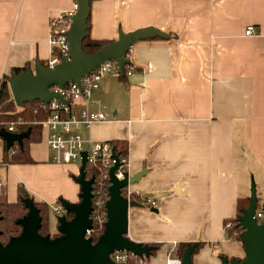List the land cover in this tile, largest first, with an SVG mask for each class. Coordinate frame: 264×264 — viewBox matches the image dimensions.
I'll return each instance as SVG.
<instances>
[{
  "label": "crops",
  "instance_id": "0c3cea01",
  "mask_svg": "<svg viewBox=\"0 0 264 264\" xmlns=\"http://www.w3.org/2000/svg\"><path fill=\"white\" fill-rule=\"evenodd\" d=\"M73 7V0H0V81L14 67L34 70L48 60L50 18ZM90 20L96 39L115 40L119 27L170 35L132 46L131 74L104 77L92 95L90 110L106 120L82 130L94 141L125 142L130 173L147 171L133 189L161 193L155 206L129 208L128 237L159 244L148 264H164L174 242L202 243L193 264L243 258L224 221L252 184L264 202V0H93ZM3 145L7 201L18 199L20 185L53 214L59 198L79 200L76 166L51 161L43 132L29 146L31 164H2ZM53 225L49 215L51 235Z\"/></svg>",
  "mask_w": 264,
  "mask_h": 264
},
{
  "label": "water",
  "instance_id": "95a60500",
  "mask_svg": "<svg viewBox=\"0 0 264 264\" xmlns=\"http://www.w3.org/2000/svg\"><path fill=\"white\" fill-rule=\"evenodd\" d=\"M91 0H76L77 9L71 17V23L66 33L68 41V58L53 67H45L37 62L35 69L27 68L21 73H12L8 86L16 106L33 101L48 103L56 98L66 102L61 95L51 90L53 86L63 87L70 82L80 80L94 71L101 63L115 60L123 74L124 66L129 60L124 58L129 47L143 40L162 38L168 39L169 34L158 28L148 26L134 31L124 32L118 28L115 40L103 45L92 53L84 52L82 41L88 35L87 20L91 13ZM30 129L22 132H9L0 128V137L6 148L14 143L22 146L28 138ZM79 175H74V181L79 185V200L70 202L59 198L58 203L63 211L56 217L57 235H42L39 233L41 216L39 209L26 189H22L20 201L27 213L16 221L21 227L18 235L9 238L6 244L0 242V264H127L116 263L110 259L114 251H128L138 257H149L154 246L133 241L128 237V211L131 207L142 206V199L151 195L144 194L142 199L128 201L121 189L128 184L134 185L147 173L145 166L135 174L124 175L117 179L114 171L117 164L110 170L109 198L106 202V222L104 230L95 243L87 236L92 227V184L94 178H86L85 153L82 154ZM161 193L154 197L158 198ZM248 207L238 217L242 227L241 242L244 245L243 258L221 259V264H264V220L260 223L255 218L257 196L254 184L248 197ZM151 211L156 209L151 208ZM67 213L72 217L67 219ZM1 219V216H0ZM197 243H191L182 255V264H193L192 254Z\"/></svg>",
  "mask_w": 264,
  "mask_h": 264
},
{
  "label": "built area",
  "instance_id": "2783aa9c",
  "mask_svg": "<svg viewBox=\"0 0 264 264\" xmlns=\"http://www.w3.org/2000/svg\"><path fill=\"white\" fill-rule=\"evenodd\" d=\"M74 7L67 12L57 13L50 18V37L51 55L46 61L45 67H53L59 63L62 58H68L67 31L71 23V17L77 9L76 0ZM253 32L252 27L245 30V35ZM53 50H55L53 52ZM132 46L129 47L124 58L130 59ZM132 72V66L125 72L129 75ZM124 74V72H123ZM115 60H108L101 63L89 75L84 76L79 83L70 82L63 87L53 86L50 89L57 92L66 102L59 99H52L50 102H40L47 104L49 116L42 121V132H45V142L51 152V161L58 165H68L78 163L74 175H79V168L82 162L83 153H85V172L92 173L94 182L92 184V227L88 229L87 236L90 237L94 227L101 228L106 222V202L109 198L110 170L117 164L114 174L117 179H122L124 175L130 173V164L127 154L119 153L112 140L94 141L86 138L82 130H88L94 123L105 121L106 115L103 111H92L89 104L92 95L99 89L101 80L108 76L120 77L123 75ZM9 132H17L14 125L5 128ZM13 152V150H11ZM86 175V178L89 179ZM1 184V183H0ZM121 194L128 200L142 199L143 194L133 189L132 185L121 189ZM147 200L150 205L155 206V197L142 199ZM61 206L54 208L56 214L61 213ZM255 218L258 223L264 220V211L256 209ZM231 223L228 222L227 226ZM173 248L169 251L164 264H182V258L175 255ZM132 253L128 251H114L110 254V259L116 263H127ZM139 264H148L146 261L139 260Z\"/></svg>",
  "mask_w": 264,
  "mask_h": 264
},
{
  "label": "trees",
  "instance_id": "16d2710c",
  "mask_svg": "<svg viewBox=\"0 0 264 264\" xmlns=\"http://www.w3.org/2000/svg\"><path fill=\"white\" fill-rule=\"evenodd\" d=\"M93 0L90 1L92 3ZM88 24V35L82 41V48L86 53H92L101 48L103 45L111 42L112 40H103L96 39L90 35L91 30V20L90 16L87 20ZM170 37V35H169ZM55 50H53L54 52ZM56 52V51H55ZM44 66H46V61H39ZM132 66L131 62L127 63L124 66V74L120 77L125 76V72L130 69ZM27 68H30L28 64L23 65L22 67H14L11 69L10 75H4L0 81V128H8L10 125H14V128L17 132H22L27 129H30L29 137L23 140L22 146H19L17 143H14L10 148H6L3 145L2 148V164H31L34 163V160L31 158L29 153V146L31 143H37L41 140L42 137V121H44L49 116V110L47 104H41L39 101H33L31 103H24L23 106L18 107L15 105L9 86L8 81L12 73H21L24 72ZM0 137V142H1ZM115 149L121 154H127V144L120 140H112ZM13 150V152H11ZM88 177L92 176V173H86ZM22 185L18 188V199L15 202H9L6 198V191L3 184H0V242L6 244L10 237L16 236L20 233L21 227L16 224V221L23 217L27 213V209L24 204L20 201V196L22 195ZM30 195V194H29ZM30 197H32L30 195ZM33 198V197H32ZM35 205L39 209V214L41 216V226L39 233L42 235L49 234V215L50 208L45 202H39L34 200ZM249 201L248 198L242 197L238 198L235 206V216L226 219L224 221V226L226 230V236L241 242L240 233L242 232V227L239 225L238 217L242 215L243 210L248 207ZM257 208L264 211V202L259 204L257 202ZM67 219L72 217L71 213H67ZM230 222L231 225L226 227V224ZM104 230V226L101 228L94 227L90 237L92 242L95 243L101 233ZM54 235H57L54 234ZM191 243H177L174 249L175 255L182 258V255L185 249ZM243 244V243H242ZM154 250L153 254L159 247V244H152ZM202 246V243H197L195 251H197ZM244 247V245H243ZM194 251V252H195ZM150 254V255H151ZM220 259L227 258L228 260L232 257H227L225 255H219ZM149 257H138L131 254L128 264H133L134 261L143 260L148 262Z\"/></svg>",
  "mask_w": 264,
  "mask_h": 264
},
{
  "label": "rangeland",
  "instance_id": "374dc122",
  "mask_svg": "<svg viewBox=\"0 0 264 264\" xmlns=\"http://www.w3.org/2000/svg\"><path fill=\"white\" fill-rule=\"evenodd\" d=\"M45 132H43V136H45V134H44ZM72 166H76V165H78V163H72L71 164ZM250 192H251V188H250ZM63 213V211H61V213L60 214H62ZM57 216H59V214H53L52 212L50 213V220L51 221H56V217ZM54 224V223H53ZM227 227H229V226H227ZM53 230V231H52ZM52 230H51V232L52 233H55L56 231H57V226H52ZM53 236V235H52ZM133 264H139V261H134V263Z\"/></svg>",
  "mask_w": 264,
  "mask_h": 264
}]
</instances>
